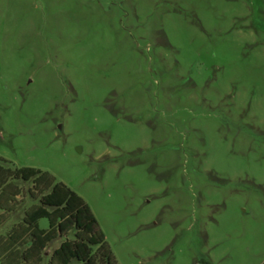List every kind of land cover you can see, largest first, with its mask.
Instances as JSON below:
<instances>
[{
  "label": "rangeland",
  "instance_id": "rangeland-1",
  "mask_svg": "<svg viewBox=\"0 0 264 264\" xmlns=\"http://www.w3.org/2000/svg\"><path fill=\"white\" fill-rule=\"evenodd\" d=\"M0 166L73 192L116 264H262L264 0H0ZM10 181L0 235L35 203Z\"/></svg>",
  "mask_w": 264,
  "mask_h": 264
},
{
  "label": "trees",
  "instance_id": "trees-1",
  "mask_svg": "<svg viewBox=\"0 0 264 264\" xmlns=\"http://www.w3.org/2000/svg\"><path fill=\"white\" fill-rule=\"evenodd\" d=\"M10 180L28 181L26 194L35 203L23 209L19 221L0 235V264H37L42 248L55 238L60 241L45 264H67L70 259L78 264H116L86 205L45 172L0 166V223L20 193ZM39 218L45 219V228L37 226Z\"/></svg>",
  "mask_w": 264,
  "mask_h": 264
}]
</instances>
